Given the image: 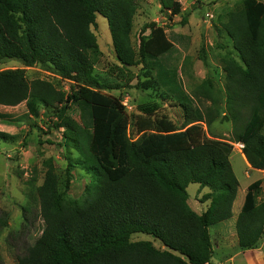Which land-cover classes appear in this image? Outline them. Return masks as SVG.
Returning <instances> with one entry per match:
<instances>
[{"label": "trees", "instance_id": "1", "mask_svg": "<svg viewBox=\"0 0 264 264\" xmlns=\"http://www.w3.org/2000/svg\"><path fill=\"white\" fill-rule=\"evenodd\" d=\"M234 1L221 25L232 45V52L225 51L221 58L224 90L206 77L192 91L197 105L186 95L168 93L182 112L181 128L163 115H148L151 119L136 122L139 136L133 141L122 100L103 91L123 84L146 90L167 83L171 71L161 65L155 76L151 62L173 50L164 37L144 36L150 27L146 25L133 48L136 1L0 0V64L17 60L25 67L40 65L70 82L64 91L49 81L28 82L23 69L3 70L0 105L24 103L34 118L43 110L55 119L53 128L63 129V147L77 153L66 157L63 181L51 159L42 162L43 179L36 189L41 233L16 264L211 262L209 228L231 218L239 186L229 160L233 144L242 145L240 152L252 169L264 172V4ZM158 2L170 18L181 12L178 0ZM98 15L106 19L118 63L107 69L119 77L112 85L94 73L101 51L91 27ZM203 49L200 57L206 64ZM131 66H142L143 83L132 84L138 78ZM203 101L208 105L201 106ZM75 108L79 121L70 115ZM8 116L0 114V119ZM219 118L232 124V140L207 136L206 130ZM16 139L0 131V141ZM75 168L91 177L79 200L67 197ZM190 184L209 189L199 200L207 202L201 213L188 204ZM261 191L262 180L251 183L237 215L241 250L256 248L264 235ZM135 233L151 235L161 246L132 241Z\"/></svg>", "mask_w": 264, "mask_h": 264}, {"label": "rangeland", "instance_id": "2", "mask_svg": "<svg viewBox=\"0 0 264 264\" xmlns=\"http://www.w3.org/2000/svg\"><path fill=\"white\" fill-rule=\"evenodd\" d=\"M135 1L137 11L131 35L133 48L137 49L138 36L142 27L146 25L150 27L144 36L150 35V39L164 37L172 44L173 50L164 55L159 62H151L155 76L161 65L168 73L171 71V76L168 74L170 81L167 83L162 84L161 81L159 85L146 90L140 86L128 88L123 84L118 90L103 91L122 100L132 124L128 133L133 141L139 136L136 122L142 123L151 119L149 116L154 118L156 115H163L177 128H181L182 112L175 106L174 100L169 98L168 93L175 96L186 95L194 105H197L192 91L206 77H212L217 87L224 90L225 74L221 58L225 51L232 52V45L230 39L222 32L221 25L227 21L228 12L235 4L234 0H178L181 12L170 18L168 12L160 11L158 0ZM258 1L264 4V0ZM91 31L101 51V58L95 66V75L111 85L118 83L119 77L107 72L109 67L118 63L106 19L98 15L96 26L91 27ZM202 47L206 64L200 57ZM141 67H136L134 73L138 80L135 79L133 85L145 81L146 74ZM8 69H23L28 82L35 79L45 80L64 91L70 86L69 81L58 78L40 65L25 67L17 60H6L0 64V71ZM200 105L204 107L208 103L203 101ZM0 114L9 115L0 119V131L17 135L14 142L0 141V264H16L17 258L41 233L43 223L39 217L36 189L43 179L42 162L51 159L57 175L63 181L66 157H76L77 153L73 149L63 147L61 138L63 129L53 128L52 123L55 119L46 117L43 110L38 118H34L28 114L25 104L21 103L17 106L0 105ZM70 115L79 121L78 109L75 108ZM203 129L206 127L203 126ZM206 133L210 138L229 141L232 140L233 126L219 118ZM240 147L241 144L234 143L229 156L232 170L240 184L236 201L242 189L256 180H262L259 200L263 201L264 172L246 169L240 156ZM90 182L89 175L75 168L72 171L67 197L74 200L82 199ZM208 192V188L201 189L197 184H190L187 187L189 203L196 212L200 213L206 208L207 202L201 203L199 200ZM236 211L237 208L233 207V213ZM218 227H221V224L209 228L213 245V257L209 264H242L243 260L253 258L257 261L253 264H264V235L257 244L259 250H256V247L251 251L253 254H246L245 251L249 250L238 249L235 230L230 229L229 234L220 236V231L225 229L218 230ZM131 240H146L152 242L155 247L161 246L158 240L144 233L133 234Z\"/></svg>", "mask_w": 264, "mask_h": 264}, {"label": "crops", "instance_id": "3", "mask_svg": "<svg viewBox=\"0 0 264 264\" xmlns=\"http://www.w3.org/2000/svg\"><path fill=\"white\" fill-rule=\"evenodd\" d=\"M242 146V145H241ZM240 156H241V159H242V161H243V163H244V165L246 166V169H248V170H254V169H252L250 166H249V164L247 163V161L245 160V158L243 157V155H242V153L240 152ZM256 171H259V170H256ZM250 184H248V185H246V188L244 187L243 189H242V191H241V195H240V197L238 198V200L236 201V199H237V195H238V192H239V190H240V184H239V186H238V190H237V194H236V198H235V200H234V202H233V204H232V209H231V211H232V216H231V218L230 219H228V220H226V221H224V222H221V223H219V224H221V227H218V230H221L222 228L223 229H225V230H221L220 231V236H223V234H229V232H230V229H233V230H235V221H236V218H237V215H238V213L240 212V209H241V207H242V204H243V201H244V197H245V194H246V191H247V187L249 186ZM198 191V190H197ZM201 190H199V192H200ZM206 194V193H205ZM190 201H189V198H188V204H189V206L195 211V209L191 206V204L189 203ZM207 206V205H206ZM233 207L235 208H237V211H236V213H233ZM205 210V209H204ZM196 212V211H195ZM203 212V211H202ZM198 213V212H197ZM201 213V212H200ZM218 225V224H217ZM214 226H216V225H214ZM226 228H228V229H226ZM235 234H236V231H235ZM236 244H237V236H236ZM218 247V246H217ZM238 249H240V248H238ZM259 250V247H257L256 248V250ZM252 250H255V249H250L249 251H245L246 252V254H253V253H251V251ZM212 257H213V255H212ZM212 259V258H211ZM263 259H264V257H263ZM255 262H257L256 260H254V258L253 259H245V260H243V263L242 264H253V263H255Z\"/></svg>", "mask_w": 264, "mask_h": 264}, {"label": "water", "instance_id": "4", "mask_svg": "<svg viewBox=\"0 0 264 264\" xmlns=\"http://www.w3.org/2000/svg\"><path fill=\"white\" fill-rule=\"evenodd\" d=\"M128 69H130L132 72H135L136 71V67H128Z\"/></svg>", "mask_w": 264, "mask_h": 264}]
</instances>
